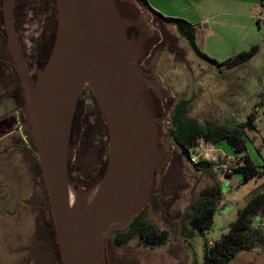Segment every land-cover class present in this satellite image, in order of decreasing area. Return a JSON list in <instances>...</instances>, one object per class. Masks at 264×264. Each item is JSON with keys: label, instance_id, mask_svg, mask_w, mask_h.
Masks as SVG:
<instances>
[{"label": "rangeland", "instance_id": "rangeland-1", "mask_svg": "<svg viewBox=\"0 0 264 264\" xmlns=\"http://www.w3.org/2000/svg\"><path fill=\"white\" fill-rule=\"evenodd\" d=\"M146 1L161 15L189 12L184 10L185 6L181 5V1L176 5L169 0ZM14 2V24L19 45L28 70L34 69L36 75L46 37L53 31L55 8L48 14L47 0ZM131 4L146 21L148 32L157 41L151 46V42L146 45L142 66L146 68L148 78L160 89L163 110L156 113L160 118L158 135L167 144H163L159 149L162 154V150H165L172 157L165 179H155L152 197L144 217L157 229L168 231L169 240L166 245L150 250L139 247L137 239L124 247H118L108 238L105 244L106 260L108 264H202L205 243L212 245L226 234L251 192L264 186V169H260L262 174L246 181L240 173H232V177L225 175L218 171L219 164L222 160L233 161L237 153L226 142L213 146L199 139L190 149V154L198 155L200 160L206 159L212 163L216 174L201 175L195 172L168 139L169 114L180 99H191L188 114L200 124L208 121L218 126L236 127L245 122L247 116L254 114V128L246 131L250 139V142L246 141V146L247 153L260 168L264 164V40L261 41L257 54L241 66L233 69L217 68L196 57L186 40L179 37L171 26L164 24L134 1ZM1 6L2 0L0 57L10 59V52L3 37ZM234 23L224 22L223 25ZM205 26L206 23H201L197 27L195 44L208 57L223 62L246 51L240 48L242 36L238 29L224 28L219 30L218 35L216 30H206ZM16 82L17 76L12 68L0 63V117L14 108L7 97L15 100ZM95 109L96 105L84 107L79 102L76 133L71 150L70 164H73L72 173L76 178L73 180L85 188L99 178L107 158L106 136L101 138L105 140L104 147L98 146L100 143L102 145V141L98 140L96 132L98 121L95 118ZM15 115L17 118L20 116L19 113ZM197 147L198 151L195 150ZM256 151L260 152V157ZM0 154V184H11L21 178L26 194L29 189L33 190L41 203L46 205L47 193L41 170L21 131H8L7 135H0ZM15 174L20 176L15 178ZM215 179L221 182L223 199L213 218V224L203 236L192 234L187 224L191 205L197 201L199 191L211 185ZM28 219L26 218V224L30 223ZM260 225H263L264 229V219L260 220ZM41 237L42 263L59 264L55 245L46 243V232L43 228ZM229 264H264V249L259 247L251 252L243 251Z\"/></svg>", "mask_w": 264, "mask_h": 264}, {"label": "water", "instance_id": "water-1", "mask_svg": "<svg viewBox=\"0 0 264 264\" xmlns=\"http://www.w3.org/2000/svg\"><path fill=\"white\" fill-rule=\"evenodd\" d=\"M55 23L30 76L14 24V0H2L4 38L17 82L14 112L34 153L48 196L59 264H107L106 240L130 226L149 202L163 161L160 89L139 66L142 35L124 3L133 0H54ZM86 90L107 138L99 178L81 188L70 175L76 113Z\"/></svg>", "mask_w": 264, "mask_h": 264}, {"label": "trees", "instance_id": "trees-1", "mask_svg": "<svg viewBox=\"0 0 264 264\" xmlns=\"http://www.w3.org/2000/svg\"><path fill=\"white\" fill-rule=\"evenodd\" d=\"M133 1L139 7L151 12L164 24L171 26L179 37L186 40L190 50L196 57L214 67L225 69L239 67L258 52V46L255 45L233 58L218 62L208 57L196 46V29L194 26L180 19L162 16L154 11L146 0ZM190 104L191 99H180L174 104L168 118L167 136L195 172L201 175L216 174L214 165L210 162L204 160H199L195 164L190 162V149L196 144L197 140L202 139L213 146L226 142L240 159V164L232 170V173H240L243 180H250L263 173L260 169H264V164L258 168L247 153L246 141L250 142V139L246 131L254 128L252 125L255 118L254 114L247 116L246 121L236 127L218 126L208 121L200 124L197 119L189 116ZM18 120L20 121L21 118L20 116L17 118L15 114L1 119L0 135H7L8 131L12 132ZM97 130L98 140H100L102 134L98 127ZM98 146L103 147L101 143ZM256 153L260 157V152L256 151ZM232 173L226 175L231 176ZM198 194L197 201L191 205V211L187 216V224L192 234L203 236L204 232L212 226L213 218L222 202L221 182L215 179L211 185L202 188ZM146 209L147 205L134 218L130 226L123 230H116L110 235L109 238L116 246L124 247L135 239H137V245L143 249L151 250L166 245L169 240L168 231L159 230L148 223L144 217ZM261 219H264V186L258 191L251 192L245 206L238 211L236 219L230 224L229 231L226 234L214 241L212 245L205 243L202 264H229L243 251L251 252L259 247L264 249V229L263 225H260Z\"/></svg>", "mask_w": 264, "mask_h": 264}, {"label": "flooded vegetation", "instance_id": "flooded-vegetation-1", "mask_svg": "<svg viewBox=\"0 0 264 264\" xmlns=\"http://www.w3.org/2000/svg\"><path fill=\"white\" fill-rule=\"evenodd\" d=\"M52 1L47 0L46 2V11L48 12V14L52 12V9L54 7ZM123 6L125 8L127 18L131 20L132 30L136 32L137 35L143 36L146 51V45H148V42H151V46L152 44L157 42L156 38L150 32H148V24L131 3H124ZM0 63L2 65H9L12 68L10 64L11 58L9 59L8 57H0ZM139 66L145 71V75L148 77L146 68L144 69V66H142V58ZM12 70L14 71L13 68ZM28 71L30 73V76L34 77V69L30 70L29 68ZM10 98L7 97V99L12 102V106H14L15 108V100L14 98ZM152 99L156 113H160L163 110L162 97L158 98L156 96H152ZM79 102H81L83 106L86 107H95V102L88 91H85L83 93V96L81 97ZM80 106L82 105L80 104ZM14 108L0 117V120L16 114L14 112ZM95 114V118L98 121V129L101 132L102 137L104 138V136H106L105 128L97 109H95ZM101 141L104 147L103 141L105 140ZM160 146L162 147V144H159V147ZM162 152L163 161L161 162V164H159L154 172V183L156 178H158V180L160 181L165 179L166 173L168 172L169 166L171 165V155L169 153L167 154L165 150H162ZM70 160V175L72 179H76L74 174L72 173L73 164H70ZM1 174H3V176L5 175L4 173ZM17 175L20 176V174ZM17 175L15 174V178H18ZM22 182L23 180L21 178H18L14 181V183L10 184L8 182H2L0 184V264H43L41 237L42 228L43 231L46 232V243H48V245H55V237L51 223V213L49 210L48 196L47 204H42L41 200L37 195H35L33 190L29 189L26 194V189L22 187V185L24 184H22ZM81 188L85 187L82 186ZM26 218H29V224L25 223Z\"/></svg>", "mask_w": 264, "mask_h": 264}, {"label": "crops", "instance_id": "crops-1", "mask_svg": "<svg viewBox=\"0 0 264 264\" xmlns=\"http://www.w3.org/2000/svg\"><path fill=\"white\" fill-rule=\"evenodd\" d=\"M180 1L185 6L184 10L189 12L162 16L183 20L194 26L196 31L201 23H206L205 29H214L218 35L219 30L224 28L238 29L242 36L240 48L248 50L257 45L259 51L264 40V0H169L173 5ZM224 22L235 23L223 25Z\"/></svg>", "mask_w": 264, "mask_h": 264}, {"label": "built area", "instance_id": "built-area-1", "mask_svg": "<svg viewBox=\"0 0 264 264\" xmlns=\"http://www.w3.org/2000/svg\"><path fill=\"white\" fill-rule=\"evenodd\" d=\"M14 130L15 131H19L20 132V121L18 120L17 123L14 126ZM202 140V139H200ZM196 151L199 150V148H195ZM190 162L195 164L196 162H198L200 159L198 158V155H190ZM204 161H206V159H204ZM240 164V159L238 156L235 157V159L232 160H224L223 162H221L218 166V171L221 173L226 174H230L232 173V170Z\"/></svg>", "mask_w": 264, "mask_h": 264}]
</instances>
